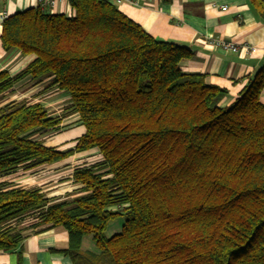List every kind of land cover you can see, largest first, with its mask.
Instances as JSON below:
<instances>
[{"label": "trees", "instance_id": "1", "mask_svg": "<svg viewBox=\"0 0 264 264\" xmlns=\"http://www.w3.org/2000/svg\"><path fill=\"white\" fill-rule=\"evenodd\" d=\"M249 1L264 16L263 0ZM68 3L69 14L37 5L1 21L2 50L33 57L0 70V176L76 152L100 160L73 169L63 199L0 180V250L62 227L72 264H264L263 70L223 105L227 89L179 67L188 47L110 0ZM22 81L68 95L63 112L9 98ZM72 115L84 129L74 145H45Z\"/></svg>", "mask_w": 264, "mask_h": 264}, {"label": "crops", "instance_id": "2", "mask_svg": "<svg viewBox=\"0 0 264 264\" xmlns=\"http://www.w3.org/2000/svg\"><path fill=\"white\" fill-rule=\"evenodd\" d=\"M39 4V0H0V14L5 13L8 16ZM115 6L152 37L188 47L191 50V56L181 60L179 67L185 72L202 73L207 83L227 89V95L222 99L223 105H230L237 98L247 80L252 78L257 71L263 70L264 74V16L256 12L249 0H127L115 3ZM222 7L226 9L223 10ZM42 8L49 13H70L68 0H57L53 5L45 2ZM214 39L230 40L237 46V50L223 51L214 47L210 44V41ZM251 47L254 48L253 51ZM32 57V55H21L15 50L6 53L0 46V70L6 69L10 74H14L22 69ZM19 85L26 91L38 88L42 93L49 90V88L45 89L44 85H30L26 81L17 84ZM65 96L67 104L68 95L65 94ZM260 100L264 104V81ZM31 101L40 100L37 98ZM43 105L45 106L44 103ZM70 117L77 118L73 115ZM75 125L79 129V134L69 137H73L72 143H75V139L84 130L79 123ZM73 129L75 128L63 131L61 133L63 139L57 144L67 140L65 136ZM44 143L46 145L45 141ZM89 151L76 152L61 161L28 170L53 167V165ZM75 164L68 165L70 168L66 171L68 172L67 181L72 183L70 190L66 193L54 196L44 191L39 184L32 186L40 187L49 197L55 199L71 197L68 193L77 188L71 179L73 169L79 165L93 163ZM109 223L106 232L112 235L120 231L123 220L122 223L115 225ZM20 224H23L22 220ZM66 246L67 233L62 227L28 232L16 248L9 251L0 250V264H72L64 251Z\"/></svg>", "mask_w": 264, "mask_h": 264}, {"label": "rangeland", "instance_id": "3", "mask_svg": "<svg viewBox=\"0 0 264 264\" xmlns=\"http://www.w3.org/2000/svg\"><path fill=\"white\" fill-rule=\"evenodd\" d=\"M27 83V82H26ZM28 84V83H27ZM43 84H40L42 86ZM37 91V92H36ZM9 98H20L24 97L31 100H36L37 98L45 104L46 109L49 113L52 114H60L63 112V107L66 105L67 97L64 93L60 92L57 93L55 89L49 88V90L43 91L41 93V89H30L29 91H26L25 89L21 88V85L14 88V90L8 95ZM78 124L77 118L74 119L72 117H67L63 121L62 129L55 132L53 135H50L45 139L46 145L58 147L59 150H63L69 147H72L74 143H72V138H69L72 135H78L79 129L76 128ZM75 128L71 133H67L66 139L60 144H57L60 140L63 139V135L61 133L63 131H66L68 129ZM68 137V138H67ZM100 159L99 154L97 151H89L86 153H83L82 155L71 157L65 162L56 164L49 167H40L35 168L34 170H28L24 168H20L17 172H13L10 174L2 175L0 176V180H12L16 183L21 184L22 186H32L35 184H39L44 191L47 193H51L50 195H62L63 193H66L70 190V187L72 186V183L67 181L68 178L66 175H68V168L75 163H78L77 165L81 163H94V161H97ZM83 161V162H82ZM76 165V164H75ZM56 166V167H55ZM68 166V167H66ZM122 218H116L112 220L110 223L112 225H115L116 223L121 222ZM109 223V224H110ZM108 234V232H106ZM109 235V234H108Z\"/></svg>", "mask_w": 264, "mask_h": 264}, {"label": "built area", "instance_id": "4", "mask_svg": "<svg viewBox=\"0 0 264 264\" xmlns=\"http://www.w3.org/2000/svg\"><path fill=\"white\" fill-rule=\"evenodd\" d=\"M57 0H39L40 6L43 7L45 2H48V4L53 5ZM114 3H121L122 1H127V0H111ZM223 10H225V7H222ZM6 17L5 13L0 14V22ZM210 44L214 47H217L223 51H236L237 46L231 42L230 40H220V39H214L210 41ZM246 48V47H245ZM254 48L251 47V51H253Z\"/></svg>", "mask_w": 264, "mask_h": 264}]
</instances>
